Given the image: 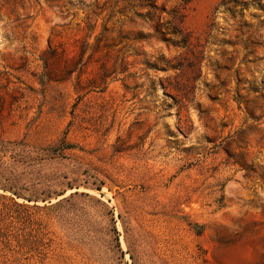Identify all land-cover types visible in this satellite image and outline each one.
Instances as JSON below:
<instances>
[{"label":"rangeland","instance_id":"obj_1","mask_svg":"<svg viewBox=\"0 0 264 264\" xmlns=\"http://www.w3.org/2000/svg\"><path fill=\"white\" fill-rule=\"evenodd\" d=\"M0 264H264V0H0Z\"/></svg>","mask_w":264,"mask_h":264},{"label":"trees","instance_id":"obj_2","mask_svg":"<svg viewBox=\"0 0 264 264\" xmlns=\"http://www.w3.org/2000/svg\"><path fill=\"white\" fill-rule=\"evenodd\" d=\"M174 20L172 21V28L182 37V42H189V34L183 27V14L180 8L173 9Z\"/></svg>","mask_w":264,"mask_h":264}]
</instances>
